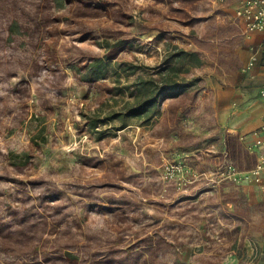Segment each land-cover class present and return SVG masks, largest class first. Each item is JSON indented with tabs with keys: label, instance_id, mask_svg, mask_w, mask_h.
<instances>
[{
	"label": "rangeland",
	"instance_id": "obj_1",
	"mask_svg": "<svg viewBox=\"0 0 264 264\" xmlns=\"http://www.w3.org/2000/svg\"><path fill=\"white\" fill-rule=\"evenodd\" d=\"M237 2L0 0V264H241L248 239L264 251V193L211 195L206 179L236 118L264 117L246 43L214 11ZM196 81L178 100L163 91ZM177 164L198 176L186 194L163 178Z\"/></svg>",
	"mask_w": 264,
	"mask_h": 264
},
{
	"label": "built area",
	"instance_id": "obj_2",
	"mask_svg": "<svg viewBox=\"0 0 264 264\" xmlns=\"http://www.w3.org/2000/svg\"><path fill=\"white\" fill-rule=\"evenodd\" d=\"M226 15L227 19L239 28L241 38L249 51L241 72L247 75L252 74L251 71L257 67L261 68L258 97L264 102V0H238L233 11ZM238 137L243 148L250 155L256 156V165L250 170H242L229 160L225 152L222 166L216 170L214 176H206L209 190L213 192L217 185L228 184L242 190L258 188L264 193V122L252 132ZM185 169L182 164L167 166L163 174L165 180L176 178L177 191L182 194H186L185 188L198 178L194 175V180L186 179ZM243 248L245 252L239 259L241 264H264V251L256 242L248 239Z\"/></svg>",
	"mask_w": 264,
	"mask_h": 264
},
{
	"label": "trees",
	"instance_id": "obj_3",
	"mask_svg": "<svg viewBox=\"0 0 264 264\" xmlns=\"http://www.w3.org/2000/svg\"><path fill=\"white\" fill-rule=\"evenodd\" d=\"M214 0H210V3L212 5V2ZM171 6L173 5L172 3L170 4ZM172 9V12L174 13V15H179L180 17H184L183 13L184 11L182 9H176L174 8H171ZM215 12H217V14L221 15V16H225L226 17V14L225 12L218 8L216 10H214ZM195 12L196 13H199L200 12V9H195ZM200 19V18H198ZM196 20V23H197V26H194V30H199L200 31V28H199V25L198 24H201L202 22H205L207 23V25H210V26H207V27H213L214 22H213V18L211 17H207L206 20ZM216 19V18H215ZM230 27L232 29V31H234L237 35L235 38H239L241 39V34H240V30L239 28L234 25V24H230ZM11 28L9 29V34L12 35L11 32ZM124 42L118 40L115 44H113L111 46V50L114 49V50H118V49H121L122 48V45H123ZM174 56H178L179 59L183 58V57H188L190 59V63L193 64V66L195 68H200L202 67L201 63L202 61L200 60L199 58V54L197 52H188V53H185V52H181L179 54H176ZM94 64H92L93 66L90 67V71H89V74L86 76V82H94L96 80L99 79V77L97 76L96 74V67L99 65L102 64V60L101 59H98L96 60L95 62H93ZM198 83H201L200 80L198 81ZM195 84H197V81L196 82H192L191 84H188L187 86H170L168 88H164L163 91H174L172 92V94H170L169 98L171 101H174V100H178L179 98H181L186 92V89L187 87H191V86H194ZM154 105V100L148 102V104L145 105V107H151ZM225 152L227 153L228 155V158L230 161H232L233 159H235L236 157L238 158V162L237 163V166L242 169V170H250L252 169L256 163H257V158L255 155H250L242 146L241 142L239 141V137L238 135H232V134H228L226 136V139H225ZM236 158V159H237ZM187 198H190V196H187ZM62 220L65 221V219L61 218V219H58L56 220L55 223H59L61 222ZM36 223H38V230H43L47 227V224L41 220V219H37L35 220ZM21 235H23L22 233H20ZM28 235V236H27ZM26 236L27 237H24L26 240L30 239V240H34V243H33V246H30L29 248L31 249L28 253H35V247H36V244L38 243V237H39V234H27ZM38 236V237H37ZM22 244V243H20ZM29 250V249H28ZM65 258H66V262L68 264H74L76 263L77 261L80 260V258L78 259L77 256H75L74 254L70 253V252H66L65 254Z\"/></svg>",
	"mask_w": 264,
	"mask_h": 264
},
{
	"label": "crops",
	"instance_id": "obj_4",
	"mask_svg": "<svg viewBox=\"0 0 264 264\" xmlns=\"http://www.w3.org/2000/svg\"><path fill=\"white\" fill-rule=\"evenodd\" d=\"M255 71H256L255 74L261 80V68L257 67L255 69ZM248 120H250V121L247 122ZM263 122H264L263 115H260V118H256V119H254V118H250V119L236 118V120L233 122L232 126L228 127L226 129V132H228V134L238 135V136L245 135V134L252 132L256 128H258ZM220 123H222V127L224 128L226 126V118H221ZM225 139H226V137L224 138V146H225ZM225 148H226V146H225ZM243 192L246 194V196L250 200V196L247 194V191L243 190ZM208 194H209V192H208ZM210 194L214 195V192L211 191ZM187 196H190V198L194 197V195H192V194H188ZM253 199H255L256 201L260 200L258 196H253ZM212 253H210V254H212Z\"/></svg>",
	"mask_w": 264,
	"mask_h": 264
}]
</instances>
